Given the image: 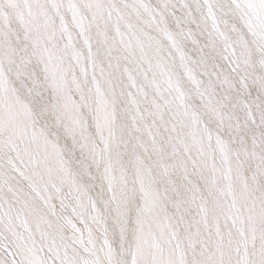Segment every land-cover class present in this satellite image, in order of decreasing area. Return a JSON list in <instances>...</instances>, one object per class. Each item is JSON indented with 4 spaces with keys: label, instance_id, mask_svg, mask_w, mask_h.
Masks as SVG:
<instances>
[{
    "label": "snow or ice",
    "instance_id": "obj_1",
    "mask_svg": "<svg viewBox=\"0 0 264 264\" xmlns=\"http://www.w3.org/2000/svg\"><path fill=\"white\" fill-rule=\"evenodd\" d=\"M0 264H264V0H0Z\"/></svg>",
    "mask_w": 264,
    "mask_h": 264
}]
</instances>
